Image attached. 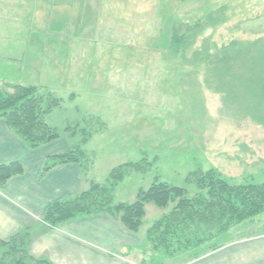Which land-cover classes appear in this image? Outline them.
Here are the masks:
<instances>
[{
    "label": "rangeland",
    "instance_id": "374dc122",
    "mask_svg": "<svg viewBox=\"0 0 264 264\" xmlns=\"http://www.w3.org/2000/svg\"><path fill=\"white\" fill-rule=\"evenodd\" d=\"M61 1L37 0L42 15L27 4L7 20L0 0V88L22 80L61 99L47 122L83 152L91 184L107 186L115 169L136 164L113 192L115 204H133L155 183L194 198L202 191L187 178L198 170L235 186L264 183V0H102L79 24V6ZM174 30L189 35L178 51ZM175 206L146 205L129 264H188L264 235V213L226 230L185 224L163 234Z\"/></svg>",
    "mask_w": 264,
    "mask_h": 264
},
{
    "label": "crops",
    "instance_id": "0c3cea01",
    "mask_svg": "<svg viewBox=\"0 0 264 264\" xmlns=\"http://www.w3.org/2000/svg\"><path fill=\"white\" fill-rule=\"evenodd\" d=\"M98 1L103 3L106 0H62L61 4L67 8L79 6L77 16H70L76 18L80 15L76 18L79 24L89 4L96 5ZM3 2L8 7L7 20H20L27 4L34 5L35 13L41 12L38 16L43 12L35 6L37 0ZM83 25L86 24L76 25V32L68 35L75 39L81 34L79 29L83 30ZM31 30L46 31L36 24ZM28 33L29 29L18 31L22 36ZM72 61L66 67L60 64V68H69ZM26 82L19 80L21 84ZM72 150L61 137L33 149L7 126L4 119H0V166L19 162L23 167L21 174L0 186V238L9 241L21 232H28L30 254L48 259L53 264H129L130 254L137 251L135 248L140 244V232L129 231L110 214L80 216L56 228L44 223V216L53 205L72 199L90 187L91 174L83 163L59 164L45 171L47 164L53 163L51 158ZM188 264H264V235L233 243Z\"/></svg>",
    "mask_w": 264,
    "mask_h": 264
},
{
    "label": "trees",
    "instance_id": "16d2710c",
    "mask_svg": "<svg viewBox=\"0 0 264 264\" xmlns=\"http://www.w3.org/2000/svg\"><path fill=\"white\" fill-rule=\"evenodd\" d=\"M197 29H200V24L196 28L189 27V35ZM189 35H181L179 30H174L172 43L176 51L183 45L187 46ZM207 57V61L216 60V55ZM229 59L220 60L227 62ZM7 88L12 92L0 88V119H4L21 140L36 149L60 138L47 119L61 105V99L52 94L43 95L33 85L10 83ZM78 154L81 158L83 152L71 151L54 156L50 159L52 165L47 164L45 171L59 164L80 163ZM135 165L115 169L107 186L92 183L88 190L78 196L56 203L45 214L44 223L56 228L80 216L107 213L118 218L129 231L138 233L143 225L147 204L153 203L165 209L171 203H176L173 211L159 224V227L165 228L162 233L168 235L172 226L185 224L205 233L216 228L226 230L233 223L244 222L264 213V183L231 185L216 169L198 170L188 176L187 183L196 185L202 191L194 198L189 197L185 188L155 183L148 191L139 193L135 203L115 204L114 189L133 172V168L137 167ZM22 172L23 167L19 162L1 165L0 186ZM28 239V232H21L9 241L0 238V264H53L48 259L33 257L28 249Z\"/></svg>",
    "mask_w": 264,
    "mask_h": 264
}]
</instances>
